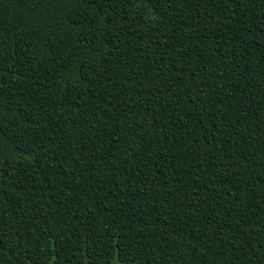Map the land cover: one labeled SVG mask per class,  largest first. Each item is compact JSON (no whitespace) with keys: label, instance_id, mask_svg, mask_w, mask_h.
Instances as JSON below:
<instances>
[{"label":"trees","instance_id":"obj_1","mask_svg":"<svg viewBox=\"0 0 264 264\" xmlns=\"http://www.w3.org/2000/svg\"><path fill=\"white\" fill-rule=\"evenodd\" d=\"M0 264H264V0H0Z\"/></svg>","mask_w":264,"mask_h":264}]
</instances>
